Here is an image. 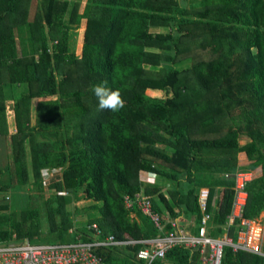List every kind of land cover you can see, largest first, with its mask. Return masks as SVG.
Returning a JSON list of instances; mask_svg holds the SVG:
<instances>
[{
	"label": "trees",
	"instance_id": "1",
	"mask_svg": "<svg viewBox=\"0 0 264 264\" xmlns=\"http://www.w3.org/2000/svg\"><path fill=\"white\" fill-rule=\"evenodd\" d=\"M30 1L0 0V138L11 145L0 162V193L32 187L41 200L20 211L0 201V243H69L93 236L90 223L119 240L157 238L173 222L200 221L202 189L210 191L209 235L219 238L234 185L221 174L236 171L252 174L245 216L260 218L264 0H40L32 21ZM186 60L191 67L177 68ZM104 80L122 93L118 112L98 110L93 86ZM43 170H62L48 197ZM142 173L172 187H145ZM137 194L151 198L164 231L126 207ZM82 200L93 203L78 227L82 210L69 206ZM139 249L100 253L110 264H142ZM164 264H202L201 254L174 248ZM222 264H264V257L226 247Z\"/></svg>",
	"mask_w": 264,
	"mask_h": 264
},
{
	"label": "built area",
	"instance_id": "2",
	"mask_svg": "<svg viewBox=\"0 0 264 264\" xmlns=\"http://www.w3.org/2000/svg\"><path fill=\"white\" fill-rule=\"evenodd\" d=\"M221 176L225 180L233 181L234 185L231 213L219 238L209 235L212 227V215L207 213L210 191L202 189L199 196L202 216L196 223L197 232L193 228H180L173 222L174 230L166 232L164 236L144 240H134L126 236L124 240H119L114 235L106 236L97 223H90L88 229L93 232V236L87 235L83 239L80 235L69 243H31L29 240H17L16 237L0 243V264H110L100 252L122 246H140L136 261L142 264H164L168 252L174 248L198 250L202 264H222L226 247L234 252L241 251L264 257V223L260 218L249 219L245 216L249 201L247 189L252 182V174L236 171ZM125 205L128 209L136 207L141 210L156 229L164 231L163 218L154 210L150 197L143 194H137L135 198L126 197Z\"/></svg>",
	"mask_w": 264,
	"mask_h": 264
},
{
	"label": "rangeland",
	"instance_id": "3",
	"mask_svg": "<svg viewBox=\"0 0 264 264\" xmlns=\"http://www.w3.org/2000/svg\"><path fill=\"white\" fill-rule=\"evenodd\" d=\"M160 32L166 33L168 30L167 29H160ZM78 32V31H77ZM78 37V36H77ZM78 40V38H77ZM74 42V41H73ZM74 46L71 47V49L74 51H76V53L79 55L81 52V46L80 44L75 43L74 42ZM192 65V61L191 60H186L185 62L178 64L177 68H179L180 70H183L185 68L191 67ZM9 89V86L6 87V90ZM23 90V88H22ZM148 92L153 95V96H158V97H163L165 98V94L161 91H151L148 90ZM11 94V92L9 93ZM237 109H240L239 107L235 106ZM239 113H243V111H239ZM236 116V115H235ZM229 126H226L224 128V132L228 129ZM236 127V126H233ZM1 140H3L5 143L4 145L1 144L0 145V150H4V152L7 154L8 152L10 153V148L11 145L8 141H6V137H1ZM251 142V140H240V145H245L247 143ZM10 145V146H9ZM3 162H1L2 164L5 165L6 161H7V157L5 155V158L2 160ZM41 177L42 180L44 182V187H45V193L46 197H48L51 194V191H49V185L50 183H53L54 181H57L58 179L60 180V178L62 177V170H58V171H50V170H43L41 173ZM1 181L6 182L7 180L5 178L1 179ZM141 182L142 184L147 187L148 185L151 186H159L161 188H163V190L166 188V186L168 187H172L170 186L166 179L163 177H158L155 174H151V173H142L141 174ZM53 192V191H52ZM58 195H63L66 196L67 193L65 192H58L56 191ZM41 195L39 194V192L32 190V187H26L24 189H22V191H20L18 194L13 195L12 192L10 191H4L0 193V201H9V203L11 202V207H13V209H18L19 211L21 209H23L24 207H26L28 204H30L31 206H33L36 201H40L41 200ZM7 197H9V200L7 199ZM11 198V201H10ZM93 202L89 201V200H82L81 202L78 203H73L69 206V210L71 212H74L77 208H79L78 210H82L79 214H76L75 216H77V218L79 219L77 221L76 226L81 227V225L86 221L89 217V212L90 210H88L89 206H92ZM82 208V209H81ZM78 213V212H77ZM81 214V215H80ZM260 219H263V223H264V218L260 217ZM84 221V222H82Z\"/></svg>",
	"mask_w": 264,
	"mask_h": 264
},
{
	"label": "clouds",
	"instance_id": "4",
	"mask_svg": "<svg viewBox=\"0 0 264 264\" xmlns=\"http://www.w3.org/2000/svg\"><path fill=\"white\" fill-rule=\"evenodd\" d=\"M93 92L98 100V110H110L118 112L125 107V100L119 89L113 90L104 80L93 86Z\"/></svg>",
	"mask_w": 264,
	"mask_h": 264
},
{
	"label": "crops",
	"instance_id": "5",
	"mask_svg": "<svg viewBox=\"0 0 264 264\" xmlns=\"http://www.w3.org/2000/svg\"><path fill=\"white\" fill-rule=\"evenodd\" d=\"M39 2H40V0H31L30 1V5H29V19H30V21H32L33 20V18L35 17V14H36V11H37V8H38V4H39ZM6 87H8V86H6ZM6 141H8L9 142V139H6ZM4 141L3 140H1L0 139V145L1 144H3L4 145ZM10 143V142H9ZM10 146V145H9ZM2 154H4V156H3V158H1L2 157ZM5 155H6V157H8V155H9V152L6 154L5 152H4V150H0V162H3L2 160L5 158ZM11 158V157H10ZM7 162V161H6ZM4 163V162H3ZM2 164V163H1ZM6 164V163H5ZM82 209V208H81ZM260 217H262V218H264V213L263 214H261V216ZM262 221H263V219H261ZM196 221L195 220H193V219H190L189 220V222H188V224L183 228V229H190V230H192L191 228H193V230L195 231L196 230ZM102 230V229H101ZM104 233V232H103ZM195 233V232H194ZM105 234V233H104ZM106 235V234H105ZM106 236H109V235H106ZM57 243H59V242H57Z\"/></svg>",
	"mask_w": 264,
	"mask_h": 264
}]
</instances>
